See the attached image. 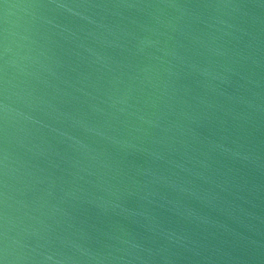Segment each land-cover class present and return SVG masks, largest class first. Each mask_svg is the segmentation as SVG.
I'll return each mask as SVG.
<instances>
[{
  "label": "water",
  "instance_id": "obj_1",
  "mask_svg": "<svg viewBox=\"0 0 264 264\" xmlns=\"http://www.w3.org/2000/svg\"><path fill=\"white\" fill-rule=\"evenodd\" d=\"M0 264H264V0H0Z\"/></svg>",
  "mask_w": 264,
  "mask_h": 264
}]
</instances>
